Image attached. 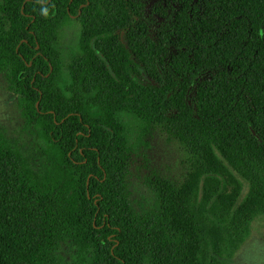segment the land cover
Returning a JSON list of instances; mask_svg holds the SVG:
<instances>
[{
  "label": "trees",
  "instance_id": "trees-1",
  "mask_svg": "<svg viewBox=\"0 0 264 264\" xmlns=\"http://www.w3.org/2000/svg\"><path fill=\"white\" fill-rule=\"evenodd\" d=\"M0 78V264H234L264 222V0H0Z\"/></svg>",
  "mask_w": 264,
  "mask_h": 264
},
{
  "label": "rangeland",
  "instance_id": "rangeland-1",
  "mask_svg": "<svg viewBox=\"0 0 264 264\" xmlns=\"http://www.w3.org/2000/svg\"><path fill=\"white\" fill-rule=\"evenodd\" d=\"M64 43L72 44L79 38L80 26L74 25L63 32ZM21 116L17 104L8 92L6 82L0 78V126L11 134H17ZM153 158L149 168L158 177H174L183 168V154L164 133L155 134ZM146 189L142 187L141 190ZM234 264H264V222H257L252 237L238 252Z\"/></svg>",
  "mask_w": 264,
  "mask_h": 264
}]
</instances>
